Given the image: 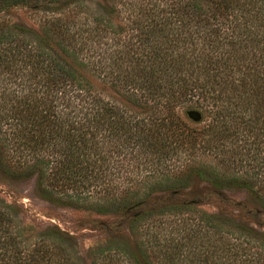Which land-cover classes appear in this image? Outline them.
<instances>
[{"label":"trees","instance_id":"16d2710c","mask_svg":"<svg viewBox=\"0 0 264 264\" xmlns=\"http://www.w3.org/2000/svg\"><path fill=\"white\" fill-rule=\"evenodd\" d=\"M0 178L121 219L89 264H264L263 233L186 193L264 208V0H0ZM22 215L0 196V264H84Z\"/></svg>","mask_w":264,"mask_h":264},{"label":"rangeland","instance_id":"374dc122","mask_svg":"<svg viewBox=\"0 0 264 264\" xmlns=\"http://www.w3.org/2000/svg\"><path fill=\"white\" fill-rule=\"evenodd\" d=\"M10 18L20 24H37L39 14L30 12L26 7H17ZM187 198L201 197L200 208L208 213L231 212L243 216L241 219L254 230L264 234V208L260 202L244 191H229L216 195L206 184H194ZM0 196L17 204L23 211L22 220L35 229L42 231L57 227L73 238L84 264H89L86 255L90 248L106 239V227L119 225L121 219L102 216L85 210L51 204L39 198L34 191V180L7 184L0 178ZM241 208V211H237ZM239 210V209H238ZM124 227V226H123Z\"/></svg>","mask_w":264,"mask_h":264},{"label":"water","instance_id":"95a60500","mask_svg":"<svg viewBox=\"0 0 264 264\" xmlns=\"http://www.w3.org/2000/svg\"><path fill=\"white\" fill-rule=\"evenodd\" d=\"M188 115H189V117H191L195 121H198L199 120V117L193 116L191 113H189Z\"/></svg>","mask_w":264,"mask_h":264}]
</instances>
